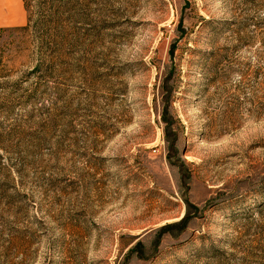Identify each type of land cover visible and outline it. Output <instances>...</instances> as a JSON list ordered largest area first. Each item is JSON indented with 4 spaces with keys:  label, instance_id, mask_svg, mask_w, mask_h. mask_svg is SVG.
Masks as SVG:
<instances>
[{
    "label": "rangeland",
    "instance_id": "rangeland-1",
    "mask_svg": "<svg viewBox=\"0 0 264 264\" xmlns=\"http://www.w3.org/2000/svg\"><path fill=\"white\" fill-rule=\"evenodd\" d=\"M81 3L0 27V264H264V0Z\"/></svg>",
    "mask_w": 264,
    "mask_h": 264
},
{
    "label": "trees",
    "instance_id": "trees-1",
    "mask_svg": "<svg viewBox=\"0 0 264 264\" xmlns=\"http://www.w3.org/2000/svg\"><path fill=\"white\" fill-rule=\"evenodd\" d=\"M82 1L84 0H79L75 4V7L72 6V9L70 10L69 9L70 2H67L66 0H23L24 8H25V11L27 12V17H26V25L22 28L24 29V28L29 27L30 21H32V18L29 14L30 7L33 8L34 14L42 13L43 9L47 10L48 13L47 12L45 13L46 15H48L47 22L39 24L40 30L45 32L46 34H49L48 32L51 31L53 28L54 29L56 28V31L62 30L66 22L76 24L78 20H80V18L86 17L85 13H86L87 5L84 6L81 3ZM73 9H78L77 16L75 17L76 21L74 17L71 18V15H70V11H73ZM91 10H92L91 12L95 11V9L93 8ZM36 21L37 20H35L34 22L33 20L34 24L37 23ZM45 38L48 39L49 37L46 36Z\"/></svg>",
    "mask_w": 264,
    "mask_h": 264
},
{
    "label": "crops",
    "instance_id": "crops-1",
    "mask_svg": "<svg viewBox=\"0 0 264 264\" xmlns=\"http://www.w3.org/2000/svg\"><path fill=\"white\" fill-rule=\"evenodd\" d=\"M25 12L23 0H0V27L21 25Z\"/></svg>",
    "mask_w": 264,
    "mask_h": 264
}]
</instances>
